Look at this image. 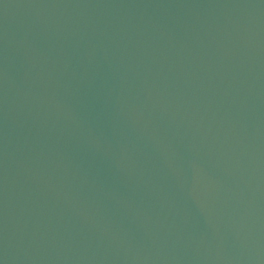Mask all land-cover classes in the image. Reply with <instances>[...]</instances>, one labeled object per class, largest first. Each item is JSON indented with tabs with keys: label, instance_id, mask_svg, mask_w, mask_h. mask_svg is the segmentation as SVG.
<instances>
[{
	"label": "water",
	"instance_id": "95a60500",
	"mask_svg": "<svg viewBox=\"0 0 264 264\" xmlns=\"http://www.w3.org/2000/svg\"><path fill=\"white\" fill-rule=\"evenodd\" d=\"M0 264H264V0H0Z\"/></svg>",
	"mask_w": 264,
	"mask_h": 264
}]
</instances>
